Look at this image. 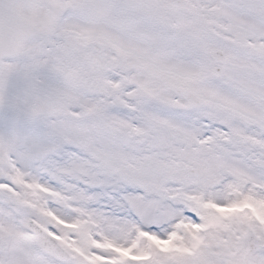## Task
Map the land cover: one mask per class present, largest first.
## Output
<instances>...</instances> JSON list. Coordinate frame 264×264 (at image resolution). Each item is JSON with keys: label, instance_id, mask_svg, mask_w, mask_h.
Here are the masks:
<instances>
[{"label": "snow or ice", "instance_id": "6c2138e0", "mask_svg": "<svg viewBox=\"0 0 264 264\" xmlns=\"http://www.w3.org/2000/svg\"><path fill=\"white\" fill-rule=\"evenodd\" d=\"M0 264H264V0H0Z\"/></svg>", "mask_w": 264, "mask_h": 264}]
</instances>
